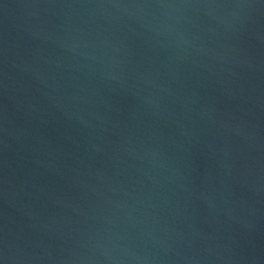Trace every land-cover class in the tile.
Segmentation results:
<instances>
[{
	"label": "water",
	"instance_id": "water-1",
	"mask_svg": "<svg viewBox=\"0 0 264 264\" xmlns=\"http://www.w3.org/2000/svg\"><path fill=\"white\" fill-rule=\"evenodd\" d=\"M0 264H264V0H0Z\"/></svg>",
	"mask_w": 264,
	"mask_h": 264
}]
</instances>
